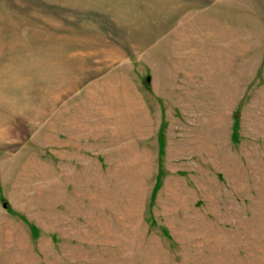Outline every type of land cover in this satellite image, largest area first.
I'll return each mask as SVG.
<instances>
[{
  "label": "rangeland",
  "instance_id": "rangeland-1",
  "mask_svg": "<svg viewBox=\"0 0 264 264\" xmlns=\"http://www.w3.org/2000/svg\"><path fill=\"white\" fill-rule=\"evenodd\" d=\"M179 1L0 0V264H264V29Z\"/></svg>",
  "mask_w": 264,
  "mask_h": 264
},
{
  "label": "crops",
  "instance_id": "crops-1",
  "mask_svg": "<svg viewBox=\"0 0 264 264\" xmlns=\"http://www.w3.org/2000/svg\"><path fill=\"white\" fill-rule=\"evenodd\" d=\"M215 3L216 7L220 5V3H228L230 5V23H231V31H232V36H231V44L236 45L234 40H236L237 37L234 36L233 32L234 30L237 29L238 26H235L236 23H238L239 20L243 21L244 19L248 21H252L255 23V21L260 24L262 29H264V0H211ZM181 2L184 4V0L179 1L177 5L181 7ZM177 10H179L178 7H176ZM176 8H172V11L175 14ZM218 11V10H217ZM227 11V10H226ZM241 16V18H240ZM27 57L23 56V62L29 61L30 64L27 66L31 69L33 68L34 70H40L39 64L36 65L37 61H32V59L29 58V60H26ZM13 65H11V68ZM10 68V69H11ZM56 68V67H55ZM20 67L18 66L16 68L15 66V71L19 70ZM14 71V70H13ZM50 71V70H49ZM52 72V69H51ZM51 75V73H49ZM46 74H44L43 77H45ZM12 77V76H11ZM3 103V102H2ZM2 116V115H1ZM4 116V115H3ZM8 115L6 114L4 117H7Z\"/></svg>",
  "mask_w": 264,
  "mask_h": 264
}]
</instances>
